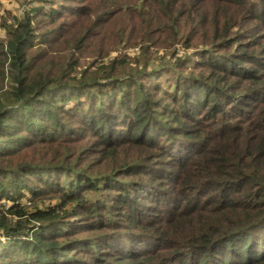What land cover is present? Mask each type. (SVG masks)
<instances>
[{
	"label": "trees",
	"instance_id": "trees-1",
	"mask_svg": "<svg viewBox=\"0 0 264 264\" xmlns=\"http://www.w3.org/2000/svg\"><path fill=\"white\" fill-rule=\"evenodd\" d=\"M3 15L0 264H264V0Z\"/></svg>",
	"mask_w": 264,
	"mask_h": 264
},
{
	"label": "rangeland",
	"instance_id": "rangeland-1",
	"mask_svg": "<svg viewBox=\"0 0 264 264\" xmlns=\"http://www.w3.org/2000/svg\"><path fill=\"white\" fill-rule=\"evenodd\" d=\"M25 1L26 0H0V22L2 21V17H4V11L10 12L16 17L20 16L21 12L23 11V5ZM129 53L137 54L138 50L133 49L132 51L130 50ZM112 55H115V53H113Z\"/></svg>",
	"mask_w": 264,
	"mask_h": 264
}]
</instances>
